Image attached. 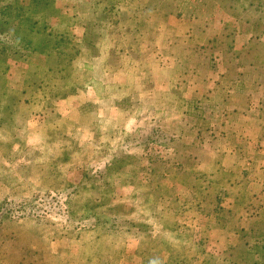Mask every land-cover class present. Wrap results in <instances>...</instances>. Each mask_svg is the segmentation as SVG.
I'll return each mask as SVG.
<instances>
[{"label":"rangeland","instance_id":"rangeland-1","mask_svg":"<svg viewBox=\"0 0 264 264\" xmlns=\"http://www.w3.org/2000/svg\"><path fill=\"white\" fill-rule=\"evenodd\" d=\"M127 49L175 69L171 102L117 106ZM202 53L225 62L222 106L182 102ZM263 61L264 0H0V264H264ZM19 93L32 111L5 106Z\"/></svg>","mask_w":264,"mask_h":264},{"label":"crops","instance_id":"crops-1","mask_svg":"<svg viewBox=\"0 0 264 264\" xmlns=\"http://www.w3.org/2000/svg\"><path fill=\"white\" fill-rule=\"evenodd\" d=\"M223 29L220 28V32ZM216 39L214 40L215 44L217 37H215ZM176 40L178 39H186V37H179L177 36V38H175ZM263 39V38H262ZM174 41V40H171ZM262 41V40H261ZM263 43V42H262ZM263 45V44H261ZM220 50V47L217 49ZM128 54H121V59L117 62L118 64H116V69H117V73L115 75H113L111 78L113 79V85L115 86V88L118 90H122V92H118V96L119 98H121V100H118L117 106H119L120 104L122 106L128 105V104H132L133 103H141L142 101L138 102V97H145L143 92L142 93H137V91L140 89H148L149 90V100L147 102H155L156 100H167L169 98V102H171L172 96H171V91H172V84H171V80H172V73L175 71L174 68H170L168 66L159 64V63H152L151 66H147L145 69L139 68V65L135 64L139 62V57H140V53H138V51H136L135 49L132 50H125ZM135 55V56H133ZM202 57L200 58V61L198 60V65L196 66V80H194L193 84H187L182 96L185 98V100H182V102H184L187 106L189 105V101L193 102L197 104L196 101L200 100L201 102V107L204 108L206 106H222L223 105V96L222 94L219 93V91L216 88V79L218 77V75L220 74V72L223 70L224 67H226L224 60L221 61L220 58H212V55L209 54L208 57H206L204 55V53H202ZM217 56V55H216ZM135 57V58H134ZM128 58V59H127ZM131 62L130 63V59ZM127 60V61H124ZM220 60V61H219ZM221 62L223 64H221ZM188 62H186V67ZM185 64H183L185 66ZM229 65V63L227 64ZM243 66H247L245 67V72L247 71L248 74H251L253 76L254 81L256 80V76H254V72L253 70L256 69V67H258V65H255L253 62H247L244 63ZM263 69H264V61H263ZM187 70V68H186ZM10 72V71H9ZM20 72H22V69H20ZM93 72V71H92ZM103 72V71H101ZM159 73V74H157ZM260 77L264 76V70L263 73H258ZM5 77V76H4ZM93 77V75H92ZM5 79V78H3ZM7 79H8V83L10 86H12V88L15 89H20L24 87V78H22L21 74H18V70L16 67H11V72L9 74V76L7 75ZM168 79V80H166ZM101 80V79H100ZM170 80V81H169ZM103 81V80H102ZM244 84H243V88L245 90V86L247 85V82L245 79H243ZM253 80L250 82H254ZM104 82V81H103ZM242 82V81H241ZM105 83V82H104ZM104 83H100L101 86H103ZM109 83L107 79H106V84L104 88H107L109 86ZM249 83V82H248ZM99 85V86H100ZM245 85V86H244ZM148 86V88H147ZM150 86V87H149ZM129 87H131V89H133V92L131 93L128 89ZM246 88H248L246 86ZM259 89L257 88H253L255 94L259 95L258 97H260V101H261V105L264 104V80L262 82V86L259 87ZM147 90V91H148ZM14 92H18L17 90H12ZM74 89L70 92L73 95H71L72 97L75 96V91ZM248 92V91H246ZM97 94V92H96ZM19 95L20 93L17 95V99L15 101H13L12 103L10 101H6L5 106H9V110H12L13 106L18 105L17 108H15L16 113H26V112H30L32 110H28V107L26 106L25 102H22L19 99ZM68 95V94H67ZM65 95L63 96V98H67L68 96ZM249 97V94H247ZM89 96L91 97V95L89 94ZM97 96V95H96ZM99 96V95H98ZM250 98H252L250 96ZM198 105V104H197ZM7 109V107H6ZM108 111V110H107ZM106 111V112H107ZM106 112L104 114H102V110L100 111V113L98 112V114L92 115L90 112L87 115H82L80 114H71V117L68 118L67 120L69 121V123L67 122V126L70 127V130L68 133H66V136L71 137V135L73 134L74 136H78L81 139L83 138H90L92 136L95 137L96 134H99V122H101L102 120H105V118H107L106 116ZM71 112H69L70 114ZM261 112L259 111L258 114L256 115H260ZM255 115L254 112H251L249 114V119L252 120L253 122V131H255V137H259V133L260 131L257 129L256 125H255V120H259L257 117L253 116ZM181 118V117H180ZM179 118V119H180ZM209 118V119H208ZM216 120L219 122L221 119L226 118L225 120H235L232 117L229 116H223L221 114H219V116L217 115ZM214 118V119H215ZM189 119H192V117H190ZM195 120L199 121V117L194 118ZM206 120H210V124H212L211 121H215L213 120L212 116H208L206 118ZM181 121V119H180ZM183 120V126L186 127V124L188 121ZM131 122V120L127 119V123L125 124V128L129 127V123ZM187 128V127H186ZM186 136L187 137H192L193 140V136L191 135V133L188 132V130L186 131ZM188 144H190L189 142H187ZM251 144L248 145V147L250 148ZM205 143H200L198 145L197 148H205ZM255 148V147H254Z\"/></svg>","mask_w":264,"mask_h":264},{"label":"trees","instance_id":"trees-1","mask_svg":"<svg viewBox=\"0 0 264 264\" xmlns=\"http://www.w3.org/2000/svg\"><path fill=\"white\" fill-rule=\"evenodd\" d=\"M2 70H4V69H2Z\"/></svg>","mask_w":264,"mask_h":264}]
</instances>
